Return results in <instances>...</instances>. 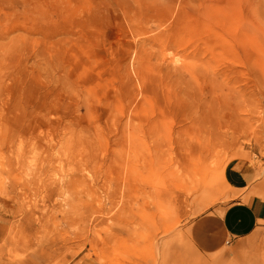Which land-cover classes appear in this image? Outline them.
<instances>
[{
  "label": "rangeland",
  "instance_id": "obj_1",
  "mask_svg": "<svg viewBox=\"0 0 264 264\" xmlns=\"http://www.w3.org/2000/svg\"><path fill=\"white\" fill-rule=\"evenodd\" d=\"M260 54L264 0H0V264H264L192 238L228 159L264 199ZM199 114L228 134L184 180Z\"/></svg>",
  "mask_w": 264,
  "mask_h": 264
},
{
  "label": "crops",
  "instance_id": "obj_2",
  "mask_svg": "<svg viewBox=\"0 0 264 264\" xmlns=\"http://www.w3.org/2000/svg\"><path fill=\"white\" fill-rule=\"evenodd\" d=\"M223 180L236 192L192 222V238L204 253L227 247L236 253L258 252L264 247V199L252 187L253 171L243 155L232 157L224 166Z\"/></svg>",
  "mask_w": 264,
  "mask_h": 264
},
{
  "label": "bare ground",
  "instance_id": "obj_3",
  "mask_svg": "<svg viewBox=\"0 0 264 264\" xmlns=\"http://www.w3.org/2000/svg\"><path fill=\"white\" fill-rule=\"evenodd\" d=\"M231 1V0H230ZM182 2L186 3V0H182ZM224 2L229 3V0H224ZM195 8V7H193ZM199 9V8H198ZM201 10V9H200ZM200 10H197L195 13L196 15L202 16L205 18L204 12H200ZM195 11V10H193ZM260 58L262 61L264 60V55L260 54ZM264 70V61L263 63L259 64V73H263ZM235 119V118H234ZM233 119V120H234ZM190 121H186L185 123H181L182 127H180L182 133L186 132L187 136H189V139L195 138L194 144L192 142L190 143H184L179 144L180 148L183 150L182 158H181V164H183V173L181 175V179H190L193 178L203 171L205 168L206 160L209 156L213 154L212 148H213V141L217 138V135L221 138L222 136H226L228 133L225 131L223 133L218 134L220 131V128L218 127V131H214L215 124L210 123L206 127L205 126V116L204 114H199L198 117L196 116H190ZM236 120V119H235ZM235 122V121H234ZM208 121L206 122V124ZM211 127V129H210ZM236 130H232L231 134H235ZM184 134V133H183ZM179 135V134H178ZM182 135V134H181ZM229 159L226 161L228 162ZM226 164V163H225ZM223 172V170H222ZM221 172V173H222ZM222 175V174H221ZM242 264V262H240Z\"/></svg>",
  "mask_w": 264,
  "mask_h": 264
}]
</instances>
